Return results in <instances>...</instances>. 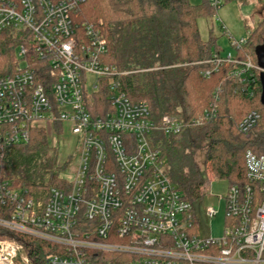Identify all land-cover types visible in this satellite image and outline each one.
Segmentation results:
<instances>
[{
	"label": "built area",
	"instance_id": "obj_1",
	"mask_svg": "<svg viewBox=\"0 0 264 264\" xmlns=\"http://www.w3.org/2000/svg\"><path fill=\"white\" fill-rule=\"evenodd\" d=\"M209 1L218 10L226 0ZM81 2L0 0V166L34 129L49 136L67 129L80 144L78 163L70 178L61 174L60 187L34 191L0 171V228L59 245L49 264H264V154L247 150L249 182L228 184L223 235H198L193 203L155 144L158 133H180L183 121L174 115L156 121L147 102L121 90L100 29L75 20ZM229 37L233 49L214 54L203 76L233 64L229 75L252 97L255 73L263 69L250 55L239 57L247 37ZM101 91L110 107L93 115L89 105ZM221 91L193 124L217 115ZM260 120L251 110L237 128L248 135ZM206 213L213 218L217 210ZM0 264H31L24 244L1 238Z\"/></svg>",
	"mask_w": 264,
	"mask_h": 264
},
{
	"label": "trees",
	"instance_id": "obj_2",
	"mask_svg": "<svg viewBox=\"0 0 264 264\" xmlns=\"http://www.w3.org/2000/svg\"><path fill=\"white\" fill-rule=\"evenodd\" d=\"M216 12L209 0H82L75 12L78 24L93 23L107 42L106 61L115 65L119 74L113 77L133 102L145 101L153 118L177 116L183 129L173 136L158 133L155 144L166 155L169 175L190 202L200 199L208 181L210 168L215 177L228 184L244 186L245 153L252 150L264 154V108L261 103L260 75L255 73L254 96L240 90L239 80L229 75L233 64H224L209 77L208 62L223 49L218 37L210 32L203 39L200 18H211ZM264 43V18L239 52L240 58L250 55L257 62L255 49ZM106 82V81H105ZM222 88L217 115L200 125L192 123L210 108L214 92ZM106 92L95 94L89 105L93 115L107 111L110 103ZM251 110L261 113V120L250 134L239 132L237 123ZM60 131V124L56 125ZM206 147L205 168L196 160L197 151ZM59 150L50 143L44 129H34L27 144L6 151L0 171L17 186L38 191L60 187ZM1 238H14L24 244L31 264H49V256L62 248L51 242L24 236L0 228Z\"/></svg>",
	"mask_w": 264,
	"mask_h": 264
},
{
	"label": "rangeland",
	"instance_id": "obj_3",
	"mask_svg": "<svg viewBox=\"0 0 264 264\" xmlns=\"http://www.w3.org/2000/svg\"><path fill=\"white\" fill-rule=\"evenodd\" d=\"M190 1L200 3L202 0ZM263 18L264 0H226L211 18H200L198 23L201 37L206 40L212 32L214 36L218 37V44L223 52L227 53L233 49L232 39L229 35L235 39L247 37ZM95 80L94 76H90L88 84H92ZM48 137L50 143L56 140L55 144L63 163L61 174L68 172L67 176L70 178L79 160L80 144L74 141L67 129L64 135L56 133L52 136L48 135ZM205 151L206 147L198 150L196 154V160L203 169H206ZM207 177L209 184L206 186L203 196L193 204V213L197 223L196 231L202 237H220L223 235L225 227L223 196L227 191L228 181L215 177L210 168L207 170ZM208 207H214L217 210V214L213 218H210L206 213Z\"/></svg>",
	"mask_w": 264,
	"mask_h": 264
},
{
	"label": "water",
	"instance_id": "obj_4",
	"mask_svg": "<svg viewBox=\"0 0 264 264\" xmlns=\"http://www.w3.org/2000/svg\"><path fill=\"white\" fill-rule=\"evenodd\" d=\"M255 53L257 56V62L258 65L263 69L260 73V81L262 86V92H261V103L264 108V43L258 45L255 49Z\"/></svg>",
	"mask_w": 264,
	"mask_h": 264
}]
</instances>
